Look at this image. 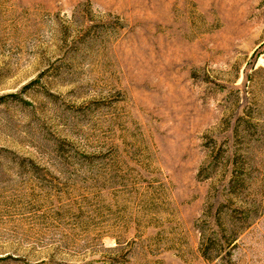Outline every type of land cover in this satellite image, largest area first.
Masks as SVG:
<instances>
[{
  "label": "rangeland",
  "instance_id": "obj_1",
  "mask_svg": "<svg viewBox=\"0 0 264 264\" xmlns=\"http://www.w3.org/2000/svg\"><path fill=\"white\" fill-rule=\"evenodd\" d=\"M0 264H264V0H0Z\"/></svg>",
  "mask_w": 264,
  "mask_h": 264
}]
</instances>
